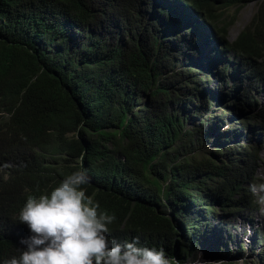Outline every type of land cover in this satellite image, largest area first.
Wrapping results in <instances>:
<instances>
[{"label": "trees", "instance_id": "1", "mask_svg": "<svg viewBox=\"0 0 264 264\" xmlns=\"http://www.w3.org/2000/svg\"><path fill=\"white\" fill-rule=\"evenodd\" d=\"M247 1L255 0H0V163L12 162L15 190L0 199V260L20 255L27 198L80 169L91 177L87 194L116 215L110 238L139 236L173 262L184 263L187 250L177 216L188 234L198 227L199 217L185 215L190 206L250 205L245 184L258 148L200 152L188 105L213 74L178 67L181 57L200 60L208 40L239 52L247 78L264 84V0L227 40L230 9ZM256 105L248 96L240 103ZM255 114L264 118V108Z\"/></svg>", "mask_w": 264, "mask_h": 264}, {"label": "rangeland", "instance_id": "2", "mask_svg": "<svg viewBox=\"0 0 264 264\" xmlns=\"http://www.w3.org/2000/svg\"><path fill=\"white\" fill-rule=\"evenodd\" d=\"M262 1H247L242 6H233L230 9L231 15L235 13V21L227 34L230 43L235 41L248 25ZM179 6L180 3L176 4L173 14L180 9ZM209 50L206 55H210ZM210 56L215 60L214 63H207V58L203 57L188 65L181 57L178 64L179 68L185 69L210 65V70L215 72L213 80L204 85L198 100L188 105L190 118L187 127L196 130L193 137L197 139L195 144L200 147V152L217 155L216 151L219 148L223 153L222 158L228 154L227 149L234 143L256 146L261 144L263 166L258 171L261 187L254 188L256 202L253 207H249L246 202H240L224 209L218 204L216 210L211 212L202 205L190 206L192 209L185 215L189 219L199 217L200 220L197 229H193L189 234L183 217L177 216L179 233L182 234L181 244L187 250L185 253L181 250L184 263L176 259L173 264H261L264 255V141L263 134L258 128L254 130L253 123L256 109L264 105V84H255L253 80L241 76L237 68L241 63L239 56L230 52H223L217 56L212 53ZM227 63V70L224 72L223 67ZM218 74H225L229 84H223L217 78ZM236 79H239V83L235 81ZM245 96L257 103L256 108L242 110L240 103ZM203 97H207L209 102L208 110L202 109ZM244 118H251V124H243ZM4 132L7 134L8 130L5 129ZM235 132L236 138L230 139L229 136Z\"/></svg>", "mask_w": 264, "mask_h": 264}, {"label": "clouds", "instance_id": "3", "mask_svg": "<svg viewBox=\"0 0 264 264\" xmlns=\"http://www.w3.org/2000/svg\"><path fill=\"white\" fill-rule=\"evenodd\" d=\"M204 35L206 36V34ZM204 48L206 51L203 57L209 59L210 63L215 61L211 59L212 53L217 56L227 52L223 48H216L215 44L208 40L204 43ZM208 50L211 51L210 55H206ZM229 52L239 56L241 60L239 52ZM192 64L193 62L190 65ZM206 66L209 69L211 67L205 65L203 68ZM227 66L228 63L223 67L224 72H226ZM246 67L248 64L245 59L241 60L237 67L244 78H247L246 72H244ZM210 71L214 76L215 72ZM210 77V80L204 81L205 85L213 80L212 76ZM217 78L222 83H228L225 74H218ZM248 79L252 81L251 77ZM235 81L239 83V79ZM253 81L255 84L262 83L256 82L255 78ZM202 92L203 90L199 92V96ZM206 98L203 97L201 102L207 106L209 102ZM261 107L264 108V105ZM253 125L254 130L258 128L259 132L263 134L262 140L264 141V118L260 116L258 120L254 119ZM231 135H233L232 138H236V133ZM236 144L238 143L233 145ZM254 147L258 148V160L254 162L255 169L252 171V177L248 178L245 184L250 201V205L247 204L249 207L255 205L254 188L260 189L261 187L258 171L263 166L262 145L258 144ZM11 166L12 162L0 163V199L9 192L12 196L14 194V188L9 187V180L13 175L10 174L12 173ZM90 182L91 177L87 170L80 169L66 175L48 193L41 194L39 197L30 195L21 209L18 220L22 231H24V234L17 238V241L23 246L18 249L20 255L0 260V264H173L163 247L142 246L139 236L123 243L110 238L109 226L116 220V215L102 209L99 201L87 194L84 186ZM23 223H26L30 229L28 237H26L27 229Z\"/></svg>", "mask_w": 264, "mask_h": 264}, {"label": "water", "instance_id": "4", "mask_svg": "<svg viewBox=\"0 0 264 264\" xmlns=\"http://www.w3.org/2000/svg\"><path fill=\"white\" fill-rule=\"evenodd\" d=\"M9 193H10V192H9ZM2 197H3L4 199H6V198H7L8 200H10V199H11V198H9V197H7V196H5V195H3ZM12 200H13V199H12Z\"/></svg>", "mask_w": 264, "mask_h": 264}, {"label": "bare ground", "instance_id": "5", "mask_svg": "<svg viewBox=\"0 0 264 264\" xmlns=\"http://www.w3.org/2000/svg\"><path fill=\"white\" fill-rule=\"evenodd\" d=\"M204 55V54H203ZM236 136V135H235Z\"/></svg>", "mask_w": 264, "mask_h": 264}]
</instances>
